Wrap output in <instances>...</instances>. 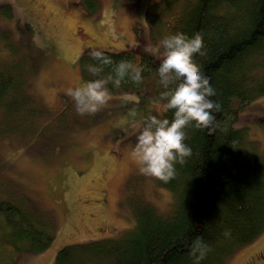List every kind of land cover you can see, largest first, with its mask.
Instances as JSON below:
<instances>
[{
    "label": "trees",
    "instance_id": "trees-1",
    "mask_svg": "<svg viewBox=\"0 0 264 264\" xmlns=\"http://www.w3.org/2000/svg\"><path fill=\"white\" fill-rule=\"evenodd\" d=\"M164 1L161 10L154 3L146 7L147 33L160 35L161 40L176 33L188 37L202 34L204 55L197 54L193 59L209 78L216 92L211 99L220 106L213 113L212 131L192 126L185 129V143L192 155L184 165H176V176L168 183L155 179L172 195L170 210L162 213L155 205L135 197V225L111 236L88 241L73 237L77 229L91 225L93 219L102 221L96 209L91 215L85 212L91 205L88 195L97 188L75 193L84 184L75 181L83 172L90 169L91 175L98 173L97 180L102 179L101 154L93 151L86 167L63 169L73 197L67 199L65 207L71 221H66L69 228L65 233L60 228L61 246L52 264H193L190 245L197 237H202L211 249L200 264H223L234 248L264 229V152L246 125H264V105H248L253 101L250 99L264 93V72L259 71L264 64V0ZM10 15L8 4L0 10V18ZM21 19L18 38L0 24V122L7 124L11 135L20 131L35 134L45 124L42 119L47 113L30 91L31 57L24 52L25 47L30 48L26 34L33 25H44L32 18ZM142 41L134 42L130 49H103L114 62L128 60L144 67L139 85L126 80L120 88L108 86L110 91L126 94L120 113L111 121L119 133L122 118L143 112L139 118L142 122L153 111L159 114L164 103L159 99L164 90L157 71L160 61L142 49ZM95 63L89 54L82 59L81 73L87 81L95 78L87 71V66ZM109 72L110 67L105 75ZM151 99L159 103V110L150 107ZM238 108L248 115L240 125L234 117ZM164 115L171 120L173 113ZM22 200L0 193V243H8L14 251L43 249L54 238L56 219L33 212Z\"/></svg>",
    "mask_w": 264,
    "mask_h": 264
},
{
    "label": "rangeland",
    "instance_id": "rangeland-1",
    "mask_svg": "<svg viewBox=\"0 0 264 264\" xmlns=\"http://www.w3.org/2000/svg\"><path fill=\"white\" fill-rule=\"evenodd\" d=\"M151 3L160 10L165 5L164 0H0V10L9 4L12 11V15L0 18V24L16 38L22 26L21 16L44 25L43 28L33 25V30L26 34L30 48L25 47L24 52L31 57L30 91L47 111L42 119L45 124L35 134L20 131L11 135L7 124L0 122V193L4 197L23 199L33 212L51 215L58 225L54 238L40 250L14 251L8 243H0V264L53 263L61 246L60 228L65 233L69 228L66 221L70 218L65 211L67 199L72 197L66 185L70 180L63 177L62 171L71 166L86 167L92 161L93 151L101 154L102 183L97 180L98 173L91 175L89 169L75 180L84 181L75 193L97 188L89 193L91 205L85 212L91 215L96 209L102 221L93 219L91 225L77 229L74 240L111 236L134 226L132 210L134 198L138 196L162 213L170 210L169 190L155 182V178L142 175L131 157L136 143L133 125L140 126L143 112L122 118L119 133L111 121L120 113L125 93L110 91L112 99L101 111L83 116L76 112L74 101L67 95L68 89L87 82L81 73L82 59L91 49H130L142 39V49L159 44L160 35L147 33L145 23V10ZM259 71L264 72V64ZM250 100L253 101L248 105L253 102L264 105V93ZM149 105L153 110L160 108L155 99ZM246 114L247 111L238 108L234 116L236 123L240 125ZM246 125H249V135L264 152V125ZM2 231L0 228V235ZM233 251L223 264H264V229Z\"/></svg>",
    "mask_w": 264,
    "mask_h": 264
},
{
    "label": "clouds",
    "instance_id": "clouds-1",
    "mask_svg": "<svg viewBox=\"0 0 264 264\" xmlns=\"http://www.w3.org/2000/svg\"><path fill=\"white\" fill-rule=\"evenodd\" d=\"M203 36L200 33L188 37L184 33L166 36L156 46L144 49L159 59L158 77L163 91L159 99L164 102L159 114L149 115L140 126L134 124L136 143L131 152L132 159L139 165V172L164 183L176 176V165H184L192 155L191 148L185 143V129H208L211 133L215 120L214 112L219 104L211 97L216 95L209 78L201 72L193 57L204 55ZM95 64L87 66L93 77L82 86L68 89L76 112L94 115L101 111L112 99L111 84L120 88L122 82L130 80L139 85L143 81L144 67L128 60L114 62L105 50L93 48L88 53ZM111 72L105 75V69ZM171 111L172 119L164 114ZM227 234V233H226ZM210 247L202 237H197L190 245L193 264L205 259Z\"/></svg>",
    "mask_w": 264,
    "mask_h": 264
}]
</instances>
